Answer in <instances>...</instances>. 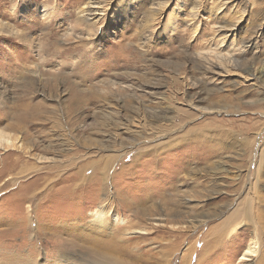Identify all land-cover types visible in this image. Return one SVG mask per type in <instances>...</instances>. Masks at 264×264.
Returning <instances> with one entry per match:
<instances>
[{
	"label": "rangeland",
	"instance_id": "1",
	"mask_svg": "<svg viewBox=\"0 0 264 264\" xmlns=\"http://www.w3.org/2000/svg\"><path fill=\"white\" fill-rule=\"evenodd\" d=\"M263 76L264 0H0V264H264Z\"/></svg>",
	"mask_w": 264,
	"mask_h": 264
},
{
	"label": "bare ground",
	"instance_id": "2",
	"mask_svg": "<svg viewBox=\"0 0 264 264\" xmlns=\"http://www.w3.org/2000/svg\"><path fill=\"white\" fill-rule=\"evenodd\" d=\"M91 4H93V3H91ZM89 9H87V12L86 13H88V12H90L89 13V15H95V14H93V6L91 7H88ZM95 8V7H94ZM232 55V54H231ZM217 56V59H216V62H212V63H208L209 64V66H210V68L212 67V74H214V75H216V76H219V72L217 71V70H219V69H221L220 68V64H219V62L218 61H221V59L222 60H224V58H223V56H222V54H217L216 55ZM226 57V56H225ZM232 57V56H231ZM230 57V58H231ZM204 58V57H203ZM206 60V59H205ZM226 61V60H225ZM236 62L238 63V60L237 59H233V58H231L230 60H229V62H227V63H231V64H236ZM256 72L254 71L253 72V76H255L254 77V80H256V79H260L261 78V73L260 72H258V73H256ZM264 77V76H263ZM1 96V95H0ZM152 99H154L153 97H152ZM149 102H153V100L151 101V100H149ZM162 119L163 120H166L167 119V116L166 115H163L162 116ZM10 145H13V142H11V140L9 139V137L8 136H6L5 134H3V133H1L0 132V148L2 149V148H7V147H10ZM107 217V215L104 213V212H97L96 214H94V219L93 220H95V221H101V222H103L104 221V219ZM109 217V216H108ZM111 217V216H110ZM109 217V218H110ZM112 218V217H111ZM104 225V224H103ZM223 234V233H222ZM220 236V235H219ZM254 254V251L252 250V248H248V250H247V253L244 255V257H242V259H241V262H249L250 261V259H249V257H251V256H254L253 255ZM246 257H248V258H246ZM67 261V260H66ZM102 264V263H101ZM108 264H132V263H122V262H120V261H118V262H109Z\"/></svg>",
	"mask_w": 264,
	"mask_h": 264
}]
</instances>
